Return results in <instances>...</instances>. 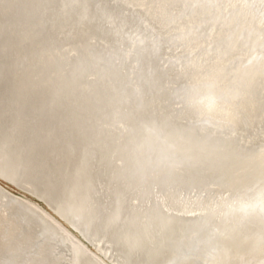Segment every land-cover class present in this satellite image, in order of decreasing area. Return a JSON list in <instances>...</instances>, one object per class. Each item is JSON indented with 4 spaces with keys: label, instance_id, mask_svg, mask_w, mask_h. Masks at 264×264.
<instances>
[{
    "label": "bare ground",
    "instance_id": "6f19581e",
    "mask_svg": "<svg viewBox=\"0 0 264 264\" xmlns=\"http://www.w3.org/2000/svg\"><path fill=\"white\" fill-rule=\"evenodd\" d=\"M166 4L0 0V176L102 255L0 184V264H264V7Z\"/></svg>",
    "mask_w": 264,
    "mask_h": 264
},
{
    "label": "rangeland",
    "instance_id": "374dc122",
    "mask_svg": "<svg viewBox=\"0 0 264 264\" xmlns=\"http://www.w3.org/2000/svg\"><path fill=\"white\" fill-rule=\"evenodd\" d=\"M0 184L2 186H4L6 189L10 190V192H13L14 194H16L18 196H21L24 199H26L27 201H29V202L33 203L34 205H36V207H38L40 210H42L43 212H45L47 215H49L51 218H53L56 222H58L64 228H66L72 235H74V237L76 239L80 240V242L83 245H85L91 252H93L95 255H97L99 257H102L101 254H99L96 250H94V246L92 244L89 243L90 246H87L86 242H84L79 235H77V234H75L73 232V230L75 232H76V230L74 228L68 226L69 224L66 221H64L65 223H63L58 215H56V214L54 215V212L48 208V206L45 203V201H43L41 198H39L38 196H36V195H34V194H32V193H30V192L22 189L21 187L17 186L16 184H14L13 182H11L10 180L4 179L2 176H0ZM70 228H72L73 230H71ZM104 261L107 264H115L111 260H108L106 257L104 258Z\"/></svg>",
    "mask_w": 264,
    "mask_h": 264
},
{
    "label": "snow or ice",
    "instance_id": "6c2138e0",
    "mask_svg": "<svg viewBox=\"0 0 264 264\" xmlns=\"http://www.w3.org/2000/svg\"><path fill=\"white\" fill-rule=\"evenodd\" d=\"M200 0H197V3H199ZM261 6L264 7V0H260ZM181 4L186 5L188 7L192 6V0H167V7H179ZM262 213H264V208L261 209ZM225 240L230 239V235L228 233H222L221 234Z\"/></svg>",
    "mask_w": 264,
    "mask_h": 264
},
{
    "label": "water",
    "instance_id": "95a60500",
    "mask_svg": "<svg viewBox=\"0 0 264 264\" xmlns=\"http://www.w3.org/2000/svg\"><path fill=\"white\" fill-rule=\"evenodd\" d=\"M3 177V176H2ZM12 181V180H11ZM14 184H16L17 186H19V187H21V185L20 184H17L16 182H14V181H12ZM10 191V190H9ZM13 193V192H12ZM74 228V227H73ZM75 229V228H74ZM84 237V236H83ZM84 239L85 240H87V242L88 243H90V244H92L93 245V243L91 242V240L89 239V238H86V237H84ZM94 246V245H93Z\"/></svg>",
    "mask_w": 264,
    "mask_h": 264
}]
</instances>
